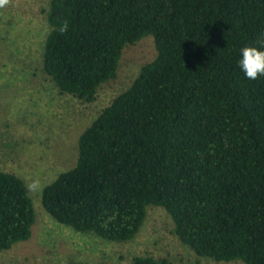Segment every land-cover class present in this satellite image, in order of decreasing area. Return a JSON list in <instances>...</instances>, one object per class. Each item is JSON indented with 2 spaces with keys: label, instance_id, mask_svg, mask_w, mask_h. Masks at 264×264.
Wrapping results in <instances>:
<instances>
[{
  "label": "trees",
  "instance_id": "16d2710c",
  "mask_svg": "<svg viewBox=\"0 0 264 264\" xmlns=\"http://www.w3.org/2000/svg\"><path fill=\"white\" fill-rule=\"evenodd\" d=\"M47 21L43 68L85 102L117 76L127 45L151 35L157 55L80 134L76 164L43 187L46 211L129 241L156 205L197 255L264 264V77L236 63L264 39V0H50ZM35 222L24 180L0 170V252Z\"/></svg>",
  "mask_w": 264,
  "mask_h": 264
},
{
  "label": "rangeland",
  "instance_id": "374dc122",
  "mask_svg": "<svg viewBox=\"0 0 264 264\" xmlns=\"http://www.w3.org/2000/svg\"><path fill=\"white\" fill-rule=\"evenodd\" d=\"M49 1L7 0L0 6V170L24 180L36 210L31 238L1 251L0 264H129L137 255L173 264H246L197 255L160 206L148 207L129 241L76 231L46 211L43 187L76 164L80 134L157 55L153 37L146 36L124 48L117 76L99 87L94 101L62 93L43 68Z\"/></svg>",
  "mask_w": 264,
  "mask_h": 264
},
{
  "label": "clouds",
  "instance_id": "9594fccd",
  "mask_svg": "<svg viewBox=\"0 0 264 264\" xmlns=\"http://www.w3.org/2000/svg\"><path fill=\"white\" fill-rule=\"evenodd\" d=\"M7 0H0V6ZM67 25L63 30H66ZM237 67L248 80L264 77V39L258 45L244 46L238 50Z\"/></svg>",
  "mask_w": 264,
  "mask_h": 264
}]
</instances>
